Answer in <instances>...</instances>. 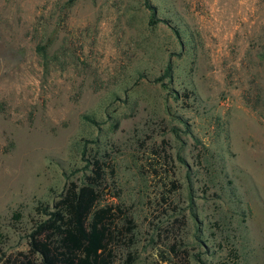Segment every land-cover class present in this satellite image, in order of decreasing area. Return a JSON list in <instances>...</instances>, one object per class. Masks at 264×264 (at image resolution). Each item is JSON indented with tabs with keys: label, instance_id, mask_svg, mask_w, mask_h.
Returning <instances> with one entry per match:
<instances>
[{
	"label": "rangeland",
	"instance_id": "obj_1",
	"mask_svg": "<svg viewBox=\"0 0 264 264\" xmlns=\"http://www.w3.org/2000/svg\"><path fill=\"white\" fill-rule=\"evenodd\" d=\"M93 154L115 264H264V0H0L5 249Z\"/></svg>",
	"mask_w": 264,
	"mask_h": 264
},
{
	"label": "trees",
	"instance_id": "obj_2",
	"mask_svg": "<svg viewBox=\"0 0 264 264\" xmlns=\"http://www.w3.org/2000/svg\"><path fill=\"white\" fill-rule=\"evenodd\" d=\"M36 51L45 58V45ZM86 168L83 182H68L52 205L38 204L41 219L27 235L25 250L5 249L0 235V264H115V215L112 206H100L114 183L113 166L107 157L93 154L86 158Z\"/></svg>",
	"mask_w": 264,
	"mask_h": 264
}]
</instances>
